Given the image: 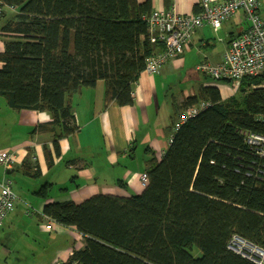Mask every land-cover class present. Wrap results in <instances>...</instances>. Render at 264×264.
Returning <instances> with one entry per match:
<instances>
[{"label":"trees","instance_id":"obj_1","mask_svg":"<svg viewBox=\"0 0 264 264\" xmlns=\"http://www.w3.org/2000/svg\"><path fill=\"white\" fill-rule=\"evenodd\" d=\"M0 4V20L14 14L3 26L10 38L0 51V96L15 110L50 113L63 128L57 137L76 129L69 96L99 80L107 102L133 104V83L155 44L162 45L150 41L144 19L152 0ZM165 4L169 9L173 0ZM236 90L223 99L218 87L204 89L203 99L214 104L180 127L147 169L141 194L47 202L43 213L84 236V247L61 264H255L228 243L239 234L264 246V159L240 133L264 132V72L245 76ZM198 101L188 98L185 108ZM22 168L26 175L40 173L27 160ZM51 185L36 193L47 198Z\"/></svg>","mask_w":264,"mask_h":264},{"label":"crops","instance_id":"obj_2","mask_svg":"<svg viewBox=\"0 0 264 264\" xmlns=\"http://www.w3.org/2000/svg\"><path fill=\"white\" fill-rule=\"evenodd\" d=\"M200 2L173 0V5L186 14L199 10ZM259 2V12L264 17V0ZM165 7V0H152V10ZM11 13L0 20V51L10 38L3 24L14 15ZM249 27L250 21L242 10L224 21L218 30L203 24L183 51L164 63L160 71L140 74L132 86L131 105L107 102L103 80L93 87H83L68 98L76 129L61 137L56 135L63 128L53 123L50 113L15 110L0 96V122H13V130L7 132V143L0 145V152L15 154L13 167L7 175L2 168L0 181L9 176L18 196L0 225V264H55L66 261L75 248L84 247V236L73 227L55 221L52 229L46 227L49 221L43 216V209L47 202L69 199L81 203L95 194H141L146 187L142 174L167 151L169 136L185 110L186 100L203 99L204 89L210 86L218 87L223 99L232 95L230 89L224 93L227 83L198 72L197 64L204 60L220 62L230 41ZM155 45L156 51L162 49L161 44ZM26 160L39 166L37 177L23 171ZM44 182L52 184L47 198L36 193L40 187L29 186H41ZM30 236L32 241L28 240Z\"/></svg>","mask_w":264,"mask_h":264},{"label":"built area","instance_id":"obj_3","mask_svg":"<svg viewBox=\"0 0 264 264\" xmlns=\"http://www.w3.org/2000/svg\"><path fill=\"white\" fill-rule=\"evenodd\" d=\"M259 0H201L200 8L191 13H180L173 5L169 9L152 10L144 16L148 24V34L152 43L161 42L163 49L151 53L146 59L145 71L156 73L164 63L177 57L184 45L189 42L195 30L208 23L218 30L224 21L231 18L239 10L244 11L250 21L247 31L233 38L220 62L201 61L196 70L209 75L217 81L230 80L237 89L245 76L264 72V17L259 12ZM4 7L0 4V17ZM214 103L201 99L185 108L177 118L173 131L169 136V145L174 140L176 132L190 118L198 115ZM264 120V116H263ZM249 150L258 158L264 159V132L240 130ZM15 163V154L9 151L0 152V165L5 175ZM143 184L148 183V174H142ZM18 196L13 190V182L5 176L0 182V225L14 208ZM48 219L46 227L52 229L53 219ZM228 248L255 264H264V246L255 243L239 234H234L228 243ZM61 260L55 264H61Z\"/></svg>","mask_w":264,"mask_h":264},{"label":"rangeland","instance_id":"obj_4","mask_svg":"<svg viewBox=\"0 0 264 264\" xmlns=\"http://www.w3.org/2000/svg\"><path fill=\"white\" fill-rule=\"evenodd\" d=\"M3 25H4V24H3ZM196 72H197V71H196ZM176 74H177V76H180L178 73H176ZM227 85H228V89H226V88L224 89V93H225V94L229 91V89H230V93H232V95L237 93V90L234 89V86H233L232 83H227ZM232 95H231V96H232ZM5 119H7V118H5ZM4 122H5V121L0 122V145H4V144L7 143V141L5 140V138H7V132H9L10 130H13V127H12L13 122H8V121H6L5 123L7 124V126H5ZM1 127L4 128L3 131L1 130ZM5 128H7L6 131H5ZM1 171H2V166L0 165V172H1ZM37 176H38V175H37ZM37 176H36V177H37ZM44 184H46V183L44 182ZM44 184H42V185H44ZM42 185H41V186H42ZM29 186H30V187H37V188L41 187L40 184L37 186V185H35V184H33V183H31ZM51 234H52L51 236H54V235H55L54 233H52V231H51ZM30 239H31V236L28 237V240H29V241H30ZM26 240H27V239H26ZM28 240H27V242H29ZM31 241H32V239H31ZM41 243H42V241L39 240V244H41ZM36 246H37V245H36ZM192 253H193L195 256H199V254H200V250L197 249V248H194Z\"/></svg>","mask_w":264,"mask_h":264}]
</instances>
